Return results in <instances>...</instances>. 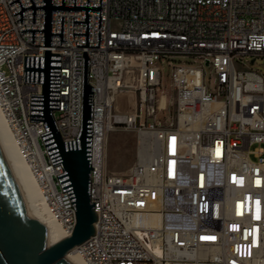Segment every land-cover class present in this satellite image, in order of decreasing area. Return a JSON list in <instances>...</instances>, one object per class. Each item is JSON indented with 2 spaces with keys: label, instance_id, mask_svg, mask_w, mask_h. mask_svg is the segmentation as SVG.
Instances as JSON below:
<instances>
[{
  "label": "built area",
  "instance_id": "1",
  "mask_svg": "<svg viewBox=\"0 0 264 264\" xmlns=\"http://www.w3.org/2000/svg\"><path fill=\"white\" fill-rule=\"evenodd\" d=\"M0 0V108L51 215L65 233L76 211L63 192L41 134L30 121L24 56H43L44 9L23 11ZM36 6L44 0H33ZM23 8L32 5L20 0ZM62 6V0H52ZM64 6H74L65 0ZM87 6V0H76ZM100 6V0H89ZM51 53L61 54L59 109L63 142L81 125L85 10H54ZM89 10L88 84L93 92L91 202L96 233L76 248L88 264H264V75L247 63L264 59V0H102ZM251 59V61H247ZM168 71V73H166ZM132 72L139 91L132 113L116 109ZM174 91L171 121L159 92ZM136 94V91H135ZM138 137L137 162L124 174L106 168L108 134ZM141 136H146L141 140Z\"/></svg>",
  "mask_w": 264,
  "mask_h": 264
},
{
  "label": "water",
  "instance_id": "2",
  "mask_svg": "<svg viewBox=\"0 0 264 264\" xmlns=\"http://www.w3.org/2000/svg\"><path fill=\"white\" fill-rule=\"evenodd\" d=\"M32 5L23 8L18 2L23 23V11L33 9L32 23H35L36 9H44V29H24L32 32L31 43L35 42V32H44L43 56H24V82L42 83V95L31 94L30 121L43 122L46 133L41 134L53 166L61 164L64 173L57 175L63 192L67 191L76 211V225L71 235L52 246L43 226L32 224L27 218L25 195L22 186L0 143V264H72L66 256L78 246L85 243L96 233L95 223L98 216L95 202H91V167L92 161V123H93V92L88 84L90 58L86 47H100L99 31L98 46H89V10H100L99 28H101L100 6H62L52 5V0H44L45 5ZM54 10H85L86 35L82 63V97L81 125L76 140L63 142L52 114L59 109L60 102V68L61 54L51 53V36H61L63 41L64 17H61V33H52V13Z\"/></svg>",
  "mask_w": 264,
  "mask_h": 264
},
{
  "label": "rangeland",
  "instance_id": "3",
  "mask_svg": "<svg viewBox=\"0 0 264 264\" xmlns=\"http://www.w3.org/2000/svg\"><path fill=\"white\" fill-rule=\"evenodd\" d=\"M251 61V59H247ZM247 68L255 71H259L264 75V59H258L255 63H247ZM168 73V71H166ZM127 92L120 93L117 96L115 105L116 109L132 113L136 109V97L139 98V91L136 90L138 87L136 81L133 79L132 72L126 75ZM136 91V94H135ZM162 95H166L167 107L165 110L159 111L158 117L165 121H171L175 114L174 105V91L171 86L170 77L167 74L161 91L159 92V98ZM137 144L138 137L135 132L117 129L113 130L108 134L107 145H106V168L110 173L124 174L128 172L134 164L137 162ZM38 213L43 217L47 218L46 213L42 208H38Z\"/></svg>",
  "mask_w": 264,
  "mask_h": 264
},
{
  "label": "bare ground",
  "instance_id": "4",
  "mask_svg": "<svg viewBox=\"0 0 264 264\" xmlns=\"http://www.w3.org/2000/svg\"><path fill=\"white\" fill-rule=\"evenodd\" d=\"M145 138L146 136L140 137L141 140H145ZM0 143L22 186L25 195L27 218L29 222L44 227L51 242L49 246H52L69 236L65 233L62 224L51 215L48 206L43 199L39 183L32 173L29 163H27L21 155L1 108ZM39 206L42 208L44 213H46L47 218H43L38 213ZM66 259L72 264H88L87 261L77 253L76 249L70 252L66 256Z\"/></svg>",
  "mask_w": 264,
  "mask_h": 264
}]
</instances>
